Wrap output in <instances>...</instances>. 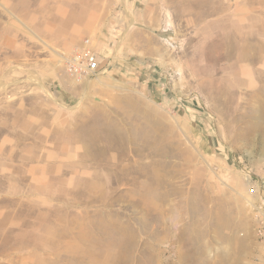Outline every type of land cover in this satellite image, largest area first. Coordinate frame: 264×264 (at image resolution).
<instances>
[{
  "label": "rangeland",
  "instance_id": "374dc122",
  "mask_svg": "<svg viewBox=\"0 0 264 264\" xmlns=\"http://www.w3.org/2000/svg\"><path fill=\"white\" fill-rule=\"evenodd\" d=\"M0 264H264V0H0Z\"/></svg>",
  "mask_w": 264,
  "mask_h": 264
},
{
  "label": "built area",
  "instance_id": "2783aa9c",
  "mask_svg": "<svg viewBox=\"0 0 264 264\" xmlns=\"http://www.w3.org/2000/svg\"><path fill=\"white\" fill-rule=\"evenodd\" d=\"M90 44V40L85 41V46L69 59L68 67L73 75L84 78L95 76L99 71V58Z\"/></svg>",
  "mask_w": 264,
  "mask_h": 264
}]
</instances>
